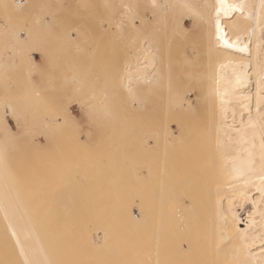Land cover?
Wrapping results in <instances>:
<instances>
[{
	"label": "rangeland",
	"instance_id": "rangeland-1",
	"mask_svg": "<svg viewBox=\"0 0 264 264\" xmlns=\"http://www.w3.org/2000/svg\"><path fill=\"white\" fill-rule=\"evenodd\" d=\"M227 1L211 0L214 8L206 5L208 10L199 7L208 13V22L192 17L193 32L179 34L177 24L183 26L185 13L181 9L175 16L170 0H0V229L6 222L4 207L16 205L18 212H13L31 219L35 228L65 229L76 236L92 221L84 228L89 234L83 229L82 236L88 234L83 240L89 237V247H95L83 249L101 260L89 264H111L112 252L119 255L115 264L125 258L126 264L170 263V245L160 258L152 252L154 241L147 232L156 228L152 223L160 216L170 220V122L173 116L200 112L175 110L172 94L175 89L192 92L189 99L200 110L199 74L223 45V26L214 29L217 19L210 12ZM228 19H223L225 25ZM183 54L191 58L190 66L182 64ZM131 68L139 75L153 70L156 83H137L127 91ZM261 92L264 96V86ZM144 214L148 223L132 232L135 225L126 222ZM111 225L122 229L113 233ZM108 230L111 245L104 239ZM144 231V240L136 236ZM114 237L128 240L126 246L120 243L125 247L132 241L130 247L122 246L128 255H120L124 248ZM132 238L143 244L135 246ZM117 243L119 249L113 247ZM77 248L74 253L81 257L84 250Z\"/></svg>",
	"mask_w": 264,
	"mask_h": 264
},
{
	"label": "bare ground",
	"instance_id": "bare-ground-1",
	"mask_svg": "<svg viewBox=\"0 0 264 264\" xmlns=\"http://www.w3.org/2000/svg\"><path fill=\"white\" fill-rule=\"evenodd\" d=\"M206 5L211 6V0H170V11L173 10L171 12L175 16H178L181 9L185 13L186 20L181 23L182 27L177 24V33L193 32L192 17L205 19L208 22V13L207 16L199 9L201 6H204V10L207 9ZM216 9L210 14L213 17L214 13L215 20L217 19V23L213 25L214 29H218L219 25L223 26L220 32L223 45L199 74L200 89L198 88L197 105L201 104L200 110L189 99L192 92L182 93L179 89H175L176 92L172 94L174 95L172 107L175 110L200 112L198 115H195V112L193 114L195 116L188 114L173 116L170 122V220L166 222L159 215V220L152 223L156 224V228L147 232L152 235L148 238L151 240L153 238L154 241H152L154 243L152 252L160 258L166 257L163 251L165 247L167 248L166 244L170 245V263L161 260L162 262L159 261L158 264H264V96L261 92L264 86V0H228L225 4H219V9ZM224 18H229L228 25L223 23ZM176 22L178 23L177 20ZM209 22H212L211 19ZM183 56L182 64L190 66L191 58L188 54ZM136 70L133 68L128 70L125 80L127 91H133L137 83H156L153 70L146 69L142 75ZM68 114H71V110H68ZM253 191H256V198L252 196ZM161 208L163 207L159 210H162ZM4 209L6 212L3 216L6 222L3 223L4 229H0V264H89L88 261L92 263L91 261L96 258L95 255L98 253L93 250L91 253H95V257L90 256L93 253L89 255L90 247H95L93 244L89 247V237L87 242L83 240V237L89 234V230L86 231L84 228H88L92 221L88 224L84 223L85 227L79 230L84 233V229L87 235L85 233V236H82L83 233L74 230L79 234L75 236L70 229V232H67V229L65 232V229L60 232L59 229L53 230L50 227L35 228V223L31 219H27L22 213H16L18 212L16 205L5 206ZM147 209L150 210L149 207ZM14 210L16 212H13ZM249 210L254 211V214H250ZM116 215L119 217L120 214ZM146 215L139 216L142 217L139 221L133 216V222H126L127 225L130 223L135 225L136 229L131 230L132 232H140L137 227L148 223L147 219L150 217ZM118 217L116 218L119 219ZM111 218L108 221L112 224ZM257 220H259L258 224ZM102 222L104 223L103 220ZM109 222L106 221L105 227L107 225L110 227V224H107ZM242 222L245 224L244 228L240 226ZM97 223H100L99 220ZM98 225L100 229L105 228ZM92 226L93 229L96 227ZM117 228L114 229L117 231ZM142 229L146 231L145 227ZM145 231L141 232V236L138 234L136 236L140 238L147 236ZM108 232L106 231L105 235H110L104 239H107L111 245L112 232ZM119 233L121 235L123 231ZM130 233L128 236L126 234L127 238H130ZM116 237L112 238L115 242L118 241ZM126 237L124 236V239ZM124 239L118 242L119 244L124 242L126 246L128 240L124 241ZM132 240L136 242V239L132 238ZM135 242H133L135 246L143 244V242ZM129 243L131 244L132 241ZM147 243L145 244L149 245ZM119 244L113 247L118 248ZM122 244L120 248L124 246ZM130 244L127 247H130ZM145 244L143 246L146 248ZM77 247L82 250L88 247L86 257L83 256L86 250L81 255L83 258L78 256L79 252L75 255L74 250ZM133 247L130 250H133ZM125 248L120 251L122 254L119 252L122 257L123 253H126ZM67 249L71 252L69 253ZM102 249L100 248L99 251L96 248V251L102 253ZM115 249L113 248L114 251ZM141 249L143 251L142 245ZM75 251H78V248ZM109 252H106L107 258ZM100 253V257H105ZM145 253L147 255V252ZM73 254L77 259H84L87 262L76 260ZM111 254L117 256L113 252ZM87 255L92 257L91 260H88ZM115 256L113 260L119 259V255L118 258ZM7 257L9 261L6 260ZM122 257L121 260L124 259ZM107 258L104 260L108 261ZM98 259L100 258H96L97 261ZM126 260H123L122 264ZM143 260L149 262L147 258ZM112 261L111 264L116 263ZM154 263L157 264L156 261Z\"/></svg>",
	"mask_w": 264,
	"mask_h": 264
}]
</instances>
